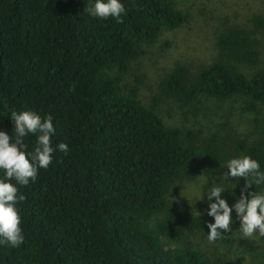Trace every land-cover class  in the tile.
<instances>
[{
	"label": "trees",
	"instance_id": "trees-1",
	"mask_svg": "<svg viewBox=\"0 0 264 264\" xmlns=\"http://www.w3.org/2000/svg\"><path fill=\"white\" fill-rule=\"evenodd\" d=\"M95 2L0 0V130L14 139L11 113L35 111L52 116L53 147L68 145L36 182L17 185L26 197L17 204L24 243L0 245V264H240L204 257L184 241L191 229L209 230L213 218L194 219L167 195L213 162L227 165L231 153L251 156L264 171V121L251 142L222 139L168 128L156 107L162 97L192 108L201 99L236 98L242 112L257 115L264 109V71L246 77L215 61L189 80L174 67L160 82V95L144 106L136 86H122V78L142 47L178 29L187 15L173 0H121L126 12L117 23L90 15L86 9ZM251 20L262 28L259 17ZM215 44L246 67L258 65L251 31L232 27ZM36 143L34 135L24 138L27 152ZM232 179L237 185L225 186L221 197L230 207L245 187L242 178ZM251 192H264V184L245 195ZM222 234L221 243L230 246V234Z\"/></svg>",
	"mask_w": 264,
	"mask_h": 264
},
{
	"label": "rangeland",
	"instance_id": "rangeland-1",
	"mask_svg": "<svg viewBox=\"0 0 264 264\" xmlns=\"http://www.w3.org/2000/svg\"><path fill=\"white\" fill-rule=\"evenodd\" d=\"M173 1L175 7L187 15L186 22L178 29L162 31L154 43L142 47V55L130 63L122 78V86H136V96L141 104L148 106L153 97L160 95L159 84L174 67L183 69L189 80H193L201 69L215 61L227 62L246 77L255 70L264 71V0ZM253 17L260 18L261 29L252 23ZM232 27L252 32L259 60L256 67H246L232 54L216 47V38ZM114 72L112 70L110 74ZM243 106L244 102L236 98L224 102L201 99L192 108L162 97L156 109L163 125L168 128L191 132L199 130L201 136L216 132L222 139L237 137L251 142L256 137L255 127L264 121V109L258 107L259 112L253 115L242 112ZM195 108L197 112H194ZM228 156L230 160L234 158L232 153ZM227 170L223 162H213L193 180L174 184L167 200L170 204L183 206L194 219L205 218L211 203L206 194L211 182L215 181L223 188L237 185L231 177L223 176ZM236 193H241V190ZM232 220V231L228 232L232 239L230 246H225L220 239L210 243L207 239L210 230L204 229L189 230L183 234V240L204 257H217L240 264H264V237H244L239 230L240 221L234 209Z\"/></svg>",
	"mask_w": 264,
	"mask_h": 264
},
{
	"label": "clouds",
	"instance_id": "clouds-1",
	"mask_svg": "<svg viewBox=\"0 0 264 264\" xmlns=\"http://www.w3.org/2000/svg\"><path fill=\"white\" fill-rule=\"evenodd\" d=\"M86 11L93 17H111L117 23H123L122 17L126 8L121 0H96ZM10 119L14 121L15 138L0 130V169L6 174L5 179H0V245L16 248L24 243L22 220L17 204L26 199L23 194H19L17 185L27 186L30 182H36L39 170L47 169L52 164L53 155L57 150L66 153L68 145L59 143L53 147L52 136L55 128L51 115L41 117L35 111H13ZM29 134L37 137L36 147L32 152H27L24 147V138ZM226 167L228 172L223 176L242 178L245 187L240 198L230 207L227 200L221 198L225 189L215 181L211 182L206 194L209 201L215 198V202L209 203L207 215L214 218V223L207 224L210 230L208 241L214 243L224 238L222 233L232 231L233 209L240 221L239 230L244 237H264V192L245 195L249 187L264 184V171H261L257 160L247 155L229 160ZM13 179L15 184L11 182Z\"/></svg>",
	"mask_w": 264,
	"mask_h": 264
}]
</instances>
